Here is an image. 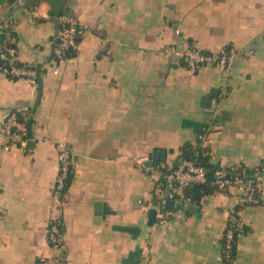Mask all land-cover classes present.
<instances>
[{
	"label": "crops",
	"instance_id": "crops-1",
	"mask_svg": "<svg viewBox=\"0 0 264 264\" xmlns=\"http://www.w3.org/2000/svg\"><path fill=\"white\" fill-rule=\"evenodd\" d=\"M8 12L17 59L36 65L38 82L0 69V264L53 261L57 214L62 264H223L240 189L175 203L166 220L153 189L200 135L217 166L264 162V0H13L0 4ZM62 13L82 32L57 74ZM190 41L229 48L230 67L193 69L167 48ZM26 108V146L6 148L2 122ZM60 141L73 159L63 203ZM259 194L238 211L237 264H264V179Z\"/></svg>",
	"mask_w": 264,
	"mask_h": 264
},
{
	"label": "built area",
	"instance_id": "built-area-1",
	"mask_svg": "<svg viewBox=\"0 0 264 264\" xmlns=\"http://www.w3.org/2000/svg\"><path fill=\"white\" fill-rule=\"evenodd\" d=\"M61 20L60 32L55 44L54 56V73H59V61L66 60L72 56H68V52L78 48L79 41L77 37L81 35L82 29L76 18L69 13L59 15ZM14 20L11 18L7 21L9 30L4 36V44L0 51V69L7 75L19 78H26L31 84H37V68L31 61H20L17 59L18 49L14 45ZM168 49L175 51L189 67L196 69L205 65H212L223 69H228L231 65L230 50L227 47H221L218 51L205 50L195 41L180 42L176 47L168 46ZM30 115L28 108L22 110H10L2 122V130L6 134L8 142L5 147H9L11 142L17 141L23 147L26 146V139L30 129L27 117ZM199 139L203 143L204 135H200ZM60 148V172L56 181V197L60 203L62 191L68 178L70 166L73 163L70 146L65 141L59 142ZM212 155V150L207 149L203 154ZM146 162L148 157H143ZM145 165V163H143ZM225 167V166H224ZM218 166L214 172L216 175V183L224 187H237L240 189L238 194V204L257 203L260 200V188L264 179V168L255 172V178L245 180L243 177H226L225 168ZM210 171L204 164H199L194 158L179 157L178 162L170 171H163V177L156 179L153 189V199L160 209L161 219H169L179 214L174 207L168 206V201L172 199L175 203H187L192 201L190 194L185 192L186 187L193 182H204L209 176ZM229 220L234 222L235 216L231 213ZM63 219L60 214L47 225V237L52 247L56 248L58 254L52 261L48 258H40L42 264H62L63 259ZM234 239V230L229 227L225 229L221 244L223 264H237L236 254L232 252V240ZM62 252V253H61ZM60 253V256H59ZM61 257V258H60Z\"/></svg>",
	"mask_w": 264,
	"mask_h": 264
},
{
	"label": "trees",
	"instance_id": "trees-1",
	"mask_svg": "<svg viewBox=\"0 0 264 264\" xmlns=\"http://www.w3.org/2000/svg\"><path fill=\"white\" fill-rule=\"evenodd\" d=\"M12 1L13 0H8V2H12ZM9 19H11L9 12L6 15L0 16V38L1 39L5 36L6 32L9 30V27H7V21ZM12 33L14 35L15 31L13 30ZM77 40L78 41L81 40V35L77 37ZM14 45H15V41H14ZM76 53H77V48L72 49L68 52V56H74ZM54 56H55V53H54ZM27 121L28 122L30 121V116L27 117ZM207 149L209 150L210 148L204 145L201 142V139L198 138V140L194 144L184 145L180 148V152L178 153L176 162L173 165V167L176 165L179 157L194 158L197 163L204 164L208 168L210 173L213 174L212 178H208L204 182H193L189 186L186 187L185 192L191 195L192 201L196 204H199L200 198L205 193L211 192L216 189L228 190L230 188V187L221 186L220 184L216 183V175L214 174V172L218 166L213 163L212 155L208 153L203 154V151ZM171 168H167L164 170L170 171ZM224 168L226 171V175H225L226 177H239L240 176V177H243L245 180H249L251 178H255V172L260 171L261 169L264 168V162L258 164L255 167H249L244 163H237L234 165L225 166ZM163 175L161 176L163 177ZM72 178H73V163L70 166L69 175H68V178L66 179L65 187L62 193L68 189L72 181ZM243 206L244 204H238L236 208H234L232 214L235 216V220L234 222L232 220H229L226 226V229L231 227L234 230V239L232 240V252L234 253V255L236 254V250H237V234L242 229V227L243 229L245 228L244 225L242 226L240 225L239 216H238V211Z\"/></svg>",
	"mask_w": 264,
	"mask_h": 264
},
{
	"label": "water",
	"instance_id": "water-1",
	"mask_svg": "<svg viewBox=\"0 0 264 264\" xmlns=\"http://www.w3.org/2000/svg\"><path fill=\"white\" fill-rule=\"evenodd\" d=\"M8 0H0V4H2L3 2H6ZM5 15V14H4ZM151 163V161H149ZM209 178H212L213 177V174L212 173H209L208 174ZM174 205V201L172 199H170L168 201V206L172 207Z\"/></svg>",
	"mask_w": 264,
	"mask_h": 264
}]
</instances>
